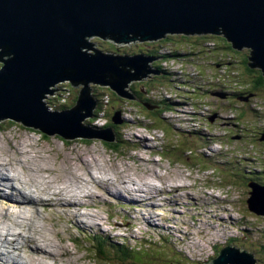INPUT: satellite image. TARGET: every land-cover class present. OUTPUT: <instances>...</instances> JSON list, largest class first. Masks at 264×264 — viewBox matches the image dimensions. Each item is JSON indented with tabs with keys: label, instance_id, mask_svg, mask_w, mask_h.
Wrapping results in <instances>:
<instances>
[{
	"label": "rangeland",
	"instance_id": "1",
	"mask_svg": "<svg viewBox=\"0 0 264 264\" xmlns=\"http://www.w3.org/2000/svg\"><path fill=\"white\" fill-rule=\"evenodd\" d=\"M215 36L207 38L204 45L188 43L184 47L187 52L180 57L183 62L160 59L158 64L151 65L152 61L148 62L147 65L151 69H165L172 76L169 77V82L166 80V88L158 85L163 84L157 82L159 78H155L151 87L147 84L148 80L151 82L153 77L160 76L159 74L147 73L142 80L130 82L128 88L131 94H134L135 100L118 97L107 86L89 84L92 88L91 93L96 98H101L102 92L106 93L105 98H107L103 100L101 110L98 112L103 119L94 123H97V126L102 125L104 117L107 114L110 116L115 109V112H119L120 121L112 127L115 138L116 136L120 138L121 126L124 122L126 124V121H132L133 126L123 131L124 133L128 131L125 137L130 135L131 141L134 138L137 140L140 137L145 138V143L136 145L134 149L132 145L124 144L120 139L112 147L108 143L114 142H105L99 138L76 137L62 142L57 134L43 136L38 130L25 127L19 122L10 119L1 120L0 158L9 157L18 160L24 157L11 149V145L30 150L32 154L37 155L39 161L36 163L48 162L44 166H48L51 170L42 175L47 177V181L53 182V186H61L64 189L62 191L66 195L64 202L77 195L80 196L79 193L77 194L78 185L86 186L91 195L90 199L84 200L85 206L89 207L88 209L98 218H102L105 225L101 222L100 226L94 225L96 228L86 229L80 226L73 228L64 214L66 211L71 212V206L61 207L58 211L54 205L52 209L50 208L52 205L41 208V202L16 207L3 206L0 203V207L3 208L2 214L5 213V208L9 212L21 210L27 211L26 213H30L31 208L34 210L37 208L36 213L33 214L34 221L48 224L47 228L57 230L60 235L55 238L59 241L58 244L63 252L64 261L60 260V264H96L92 253L93 246L87 239L92 241L96 234L100 238L108 239L102 236H109L104 229L111 231L109 237L113 238L112 240L124 241L128 246L152 243L149 247H142L144 250L147 249V252L140 250L139 254L132 255L135 263L131 260L120 261L119 258H113L110 259V264H152L153 260L156 261L155 252L164 248L170 250L171 263L167 256H162L163 262L155 264H206L215 256L216 250L221 249L228 242L241 249L248 250L249 247L255 256H262L264 259V250L259 251L257 244L259 241L264 242L263 216L256 215L247 208L246 199L249 196L247 185L243 182H240L241 185L236 184L235 181L233 183L230 181V184L227 182L229 174L232 176L236 174L231 169L235 167L234 162H231L234 160L243 162L244 169L249 170L250 176L258 177L259 181L264 182V88L255 98H250L251 104L242 99L236 102L231 98L230 91L239 90L243 86L238 79H249L253 74L246 70L244 64V59L249 62L248 50L242 49L239 52L236 50L234 52L231 48L222 51L211 50L209 46L218 47L221 42L222 35ZM88 41L93 49L103 52L114 51L119 54L130 52V55L144 54L142 51H136L144 44L142 42H156L136 40L117 44L94 36ZM205 46L210 50L206 51ZM169 47L170 45H163L159 52L168 53ZM86 52L92 50L88 49ZM219 61L223 63L219 64ZM178 79H181L180 82H177ZM66 81H60L61 84L59 82L54 86L55 92L50 97L52 101L47 99L45 93L44 101L50 107L48 109H54L53 107L63 103L71 107L76 105L80 92L77 89L84 86L74 88L68 80ZM57 87L62 90H57ZM144 89L151 90L147 93ZM149 100L162 104L161 108L148 110L142 103H151ZM231 104L233 107L235 105L239 107L235 109ZM154 112H159V118ZM88 118L90 117H86L82 123L94 126L87 121ZM208 119L212 121L206 125ZM186 145L195 146L192 153H189ZM82 161H87L89 166L86 167ZM14 165V169L20 168L18 171L22 173L24 169L16 162ZM88 168L93 175L99 176L98 173H103V176L112 178V181L106 180V182L104 179L97 183L91 180ZM70 172L79 176L73 177ZM81 177L86 178L88 182L83 181ZM128 177L134 181L132 184L130 182L127 184L133 186L135 192L140 193L138 196L132 195L135 199H131L129 195L127 198L126 192H122L126 186L121 185V182L123 180L126 182ZM64 181L69 186H66ZM102 183H107L105 191ZM152 183L156 188L150 187ZM95 184L102 187L101 193L96 192L98 188ZM15 185L17 188V183ZM18 185L21 188L20 182ZM40 186L49 188L48 185ZM174 187H179V192L173 194L178 196V201H175L172 195L169 198L170 193L175 192ZM37 189L38 196L40 194L41 197H48V193L45 194ZM119 189L122 197H119L121 196L119 193L116 194ZM52 190L57 189L52 188ZM143 190H155L158 191V195L153 198L151 196L153 194L155 196V192L145 193ZM12 191L14 194L18 192L17 189ZM0 194L6 196L4 191ZM52 198L53 201L56 199L55 196ZM81 200L83 197H77L76 202ZM126 202L134 207L130 209L123 207ZM54 203L56 205L58 201ZM37 211L40 216L36 215ZM157 211L161 213L159 216L161 219L154 217ZM10 217L0 215V225L8 222V226L7 224L6 227L0 226V232L5 234L3 238L11 231L19 232L16 225L11 224L13 217ZM147 217L151 221L150 226ZM73 220L75 221V218ZM90 220H93V216L87 218L88 222ZM161 221V225H158L157 222ZM65 225L69 227L68 230ZM82 235L87 237L83 238ZM75 237L81 241L74 239ZM162 239L163 243H159L158 241ZM153 246L162 248L154 252L151 248ZM0 248L10 249V246L3 242ZM55 248L59 253L58 245ZM9 254L15 255L12 252ZM22 257H25V254L20 252L19 259ZM108 257L112 258L114 255Z\"/></svg>",
	"mask_w": 264,
	"mask_h": 264
},
{
	"label": "water",
	"instance_id": "2",
	"mask_svg": "<svg viewBox=\"0 0 264 264\" xmlns=\"http://www.w3.org/2000/svg\"><path fill=\"white\" fill-rule=\"evenodd\" d=\"M173 34L222 35L233 49L247 48L248 66L264 76V0H0V121L65 140L113 142V125L93 130L82 123L95 109L89 84L135 100L128 85L158 74L147 65L155 58L103 52L88 39L126 44ZM64 80L84 86L76 105L48 109L45 93L52 95ZM142 104L148 110L162 106ZM113 123H120L118 116ZM247 186V208L264 219V184ZM255 263L253 253L228 243L206 264Z\"/></svg>",
	"mask_w": 264,
	"mask_h": 264
},
{
	"label": "bare ground",
	"instance_id": "3",
	"mask_svg": "<svg viewBox=\"0 0 264 264\" xmlns=\"http://www.w3.org/2000/svg\"><path fill=\"white\" fill-rule=\"evenodd\" d=\"M135 44H136V42H135ZM63 82H66V81H63ZM60 84H61V82H60ZM78 86H81V85H78ZM74 88H77V87H74ZM79 88H81V87H79ZM220 88H222V87L220 86ZM57 90H59L58 87H57ZM215 90H217V88ZM53 92H55V91H53ZM170 95H172V94H170ZM46 96H47V99L49 100V98L52 95L47 94ZM151 96L153 97L154 95H151ZM175 100H173V101H175ZM95 117L96 116H94V114H93V118L94 119L92 121V124H94V127H92V129L93 130H100L101 128H99L97 126V123H94V122H98L99 119H103V118H101L99 115H97L96 118ZM107 118H108L107 116L104 117V122L102 123V125H105L107 123ZM88 119H90V118H88ZM224 122H226V121H224ZM123 124L121 126V131L119 132V137L120 138H118L116 136L114 141L117 140V139L118 140L120 139V140H122L121 141L122 143H124V144L129 143L130 146L132 145L133 149H134V147L136 145L145 143V138H142V137L138 138V140L134 138V139H132V141H131V136L130 135H128V137H125V134H128V131L125 132V133L123 131L125 129L127 130L128 128H132L133 122L132 121H130V122L126 121V124H125V122ZM224 126H226V125H224ZM136 128H138V127H136ZM136 136H139V135H136ZM105 142H107V141H105ZM10 148L14 149L16 151V153H18L21 157H23V156L24 157L22 159H18V160L9 159V157L0 158V192L4 191L6 193V196H3V195L0 194V203L3 206L4 205H10V206H15L16 207V206H22L24 204L34 205V203L37 204L38 202H41V205H40V206H42L41 208H45L44 206H51L52 205L50 208L52 209V207L56 206L57 207L56 209L58 211H60L61 207L71 206L72 207L70 209L71 212L66 211V213H64V214L68 217V220H69V222H70V224L72 225L73 228H76V227L80 226L82 228L91 229V228H96L94 225L100 226L101 222L104 225L106 224L105 221L102 220V218H98L95 213L91 212L88 209L89 207L85 206L86 203L84 202V200H87V198H89V196L91 195L90 191L86 188V186H81V185L77 186V188L79 189L77 191V194L79 193L80 196H78L77 194L76 195H77V197H83V200H81L79 202H76L77 197H75V198L69 199L68 202H64L63 200H64V198H66V195H64V193H62V191L64 189L61 186L60 187L59 186H57V187L53 186L52 185L53 182L47 181L46 180L47 177L42 175L43 173H48L51 170V168H49L48 166H44L48 162L41 161L40 164L36 163L37 161H39L37 159V155L36 154H32L30 152V150H28L26 148H23V147L22 148H16L14 145H13V147L11 145ZM0 155H1V152H0ZM15 162L17 164H19L20 167H22L24 169L22 171V173H20L18 171L20 168H18V170L14 169V166H15L14 163ZM82 163L84 165H86V167L89 166L88 165L89 163L87 164V161H82ZM89 168H88V175H90L91 180L93 179L97 183L102 182L104 179H105V181L106 180L112 181V178L106 177V175L103 176V173H98L99 176L98 175H93V173L89 170ZM71 174L73 175V177L74 176H79L78 174H75V173H71ZM81 179L83 181L88 182V180L86 178H82L81 177ZM73 180H74V178H73ZM18 181L20 182L21 188L18 185V183H19ZM133 181H134L133 179L128 177V180L126 182H124V180L121 182V185L126 186L125 189H122V192L123 193L126 192L125 193L126 197H127V195H129V197L131 196V199H135V197L132 196V195H137L138 196L140 194L138 192H135V189L133 188V186L127 184L128 182H130L132 184ZM11 182H15V183L11 184ZM68 182H69V180H68ZM70 182H74V181L70 180ZM113 182H114V180H113ZM16 183H17V188H16V185H15ZM64 184L66 186H69L67 184V182H65V181H64ZM40 185H48L49 188L41 187ZM33 187H36V188L40 189V191L44 192L45 194L48 193L47 194L48 197H41L40 194L38 196V194L36 192V188L33 189ZM96 187L98 188V190L96 192H100L101 193L102 192V187H104V191L107 189L106 188L107 187V183H102V187L97 184ZM150 187H155L156 188V185L152 183V186H150ZM52 188H56L57 190L53 191ZM74 188H76V187H74ZM121 188H123V187L121 186ZM14 189L18 190L17 194L16 193L14 194V192L12 191ZM178 189H179V187H174V191L175 192H173V193L167 192V193H170L169 198L172 195V198L175 199V201L176 200L178 201V196L177 195H173L174 193H178L179 192ZM120 190L121 189H119L116 194L119 193L121 195L119 197H122L123 195H122ZM143 191H145V190H143ZM152 192H155V196L153 194L151 197L154 198V197H156L158 195L157 194L158 191H155V190H147V191H145V193H152ZM127 193H129V194H127ZM52 196L56 197V199L54 201H53ZM129 197H127V198H129ZM151 197H149V198H151ZM146 198H147V196H146ZM58 199H60L61 201L58 200ZM55 201H58V203L56 205L54 203ZM129 206L130 207H134V205H132V204H130ZM27 207H28V205H27ZM74 207L76 209H74ZM28 209H30V208H28ZM73 209L75 210V212L73 211ZM134 209H136V208H134ZM35 210H37V208H35ZM35 210L31 208V212L30 213H32L33 211L34 212L32 214H30V213H26L27 211L24 212V211H21V210L20 211H15V212H9L5 208V211H4L5 213L2 214L3 213V208L0 207V215L1 216L4 215V217H8V216L13 217L12 218L13 223L11 222V224L12 225L15 224L16 227L19 229V232L11 231L10 233H6L7 234V236H6L7 238L6 237L3 238L2 236H4L5 234L3 235L0 232V246L2 245L3 242L10 246V249L0 248V264H60V262H59L60 260L64 261V259L62 258L63 252L61 251V246L58 244L59 241L57 239H55L58 236L60 237L59 233L57 232V230H53L50 227L47 228L48 224H45L44 222H41V221L40 222H35L34 221V216H33V214L36 213ZM223 210H224V208H223ZM72 211L74 213H72ZM177 211H179V210H177ZM39 214H40L39 211H37L36 215H39ZM160 214L161 213L159 211H157V215L154 216V217L160 218L159 217ZM89 216H93V220L94 221L90 220V222H88L87 218H89ZM73 218H75V221L73 220ZM147 219H148V223H149L148 225L150 226L151 225V221L149 220V217H147ZM156 220L159 221V219H156ZM162 221H163V219H162ZM162 221L161 222H157L158 225H161ZM6 224L0 225V226L1 227H6V226H8V224L7 225ZM65 228L67 230L69 229V227L67 225H65ZM104 232H106L109 236H111V234H110L111 231L110 230L104 229ZM102 236L104 238L108 237V239L110 238V240L113 239V238H111L109 236H106V235H102ZM74 239L80 240L78 237L77 238L75 237ZM57 245H58V248H59V253H58V250L55 248ZM18 250H21V251H18ZM11 252L14 253L15 255H10L9 253H11ZM20 252H23L25 254V257H22V258L19 259ZM55 256H56V258H54Z\"/></svg>",
	"mask_w": 264,
	"mask_h": 264
},
{
	"label": "trees",
	"instance_id": "4",
	"mask_svg": "<svg viewBox=\"0 0 264 264\" xmlns=\"http://www.w3.org/2000/svg\"><path fill=\"white\" fill-rule=\"evenodd\" d=\"M212 36L213 37H216L215 35H210V34H208V35H188V36L187 35H183V34L167 35L166 37H164V38H162V39H160V40H158L156 42H142L144 44L141 45V48L138 49V50H136V51H142L144 54L148 55L152 59L153 58H155V59L158 58L159 59L161 57L160 60H165V61H168V60L169 61H178V60L172 59V58H180L181 56H183L184 55L183 53L184 52H187V49H184V47L187 46L188 43H191V44H198V43H200V44L204 45L205 40L207 38H213ZM217 37H219V36H217ZM220 38H221L220 45H218V47H216V45L209 46V48H211V50L222 51V50H228L226 48H231V46L226 41V39H224L222 36H220ZM166 44L167 45H170V47H169L170 51L168 53H160L159 52L160 47L163 46V45H166ZM205 48H206L205 49L206 51H209L210 50V49H207L208 46H205ZM129 53L130 52H127L126 54H129ZM155 59L153 60L154 62L153 61L151 62V65L157 64L158 61L156 62ZM222 63L223 62L219 61V64H222ZM244 64L246 65V67H245L246 70L249 71V72H251V73H253V74H252V76L249 79H243V78L240 77L241 79H238V80H240L243 83V86L241 88H239V90L230 91L229 94H230L231 98H233L236 102L238 100H241L242 99L245 102H248V104H251V99L250 98H252V97L255 98V96L258 95L260 93V91H262L261 89L264 88V77L261 75L260 72L259 73L254 72L248 66V63H247V60L246 59H244ZM159 71L160 72L162 71L161 72V75L162 76H156L155 75L153 77V79L151 80V82H150V80H148L147 84H149V86L151 87V85H154V82H155L154 80H156L155 78H159L157 82H161L163 84L162 85L158 84V85L161 86V87H165L166 88V85H167L166 84V80H168L167 82H169L170 81V78L169 77H171L172 75H170L168 73V71L165 70V69H160ZM164 74H166V75H164ZM180 80L181 79H178L177 82H180ZM217 84H222V83L221 82H219V83L217 82ZM61 89L62 88H59V90H61ZM77 90L79 91V88ZM150 90L151 89H148V90L145 89V91L147 93ZM113 93L116 96L119 97V95H117L115 92H113ZM263 94H264V91H263ZM105 96H106V93L102 92L101 98H96L95 97V99H94L95 100V109L93 110V114L96 117L99 114L98 112L101 110V106H102L103 100L104 99L107 100V98H105ZM150 99H152V98H150ZM49 100L52 101V98H49ZM150 102H151V104L153 106L159 105V103H155V102H152V101H150ZM232 104H234V103H232ZM232 104H231V106L233 107ZM65 107L71 108V106H68L66 103L59 104L58 106H55L53 108H65ZM238 107L239 106H236L235 105L233 108L237 109ZM114 110L110 114V116H109V114H107L108 118H107V123L105 124L106 126H108V125L109 126L114 125L113 118H116L118 116V113H119L118 111L115 112ZM158 113L159 112H154V115L158 116V118H159ZM93 119L91 121H90V119H88L87 121L92 123ZM210 123H211V120H209V119L205 122L206 125H209ZM105 125H98V127L99 126H102L101 128H105L106 127ZM89 126H91V125H89ZM91 127H94V126H91ZM43 136H45V135L43 134ZM260 136H261V133H260L259 137ZM61 141L62 142H66L67 140H65V139H63L61 137ZM120 141H122V140H120ZM113 142L114 143H108V145L110 147H112L114 144H116L117 142H119V140L117 139V140H115ZM186 148L189 151V153H192L193 152V149L195 148V146L186 145ZM231 162H234L233 165L235 166L234 168H231V169H233L232 172H235L236 174L233 175V176L229 174V178L227 180L228 184H230L231 182L233 183L235 181L236 184L238 183V184L241 185L242 183H240V182H243L244 185H247V183L250 180H253L252 179L253 176L252 175L250 176L249 170H245L244 169L245 168V165H243V162H240L238 160L237 161L234 160V161H231ZM217 171H220V170H217ZM94 236L95 237L93 238L92 241L89 238L87 239V241L93 246L92 253L94 255V260H95L96 264H110L111 263L110 262V259H113V258H119L120 261L121 260H131L133 263H135L136 261H134L132 255H134L135 253L136 254H139L140 253V250H142L144 252H147L148 250L147 249L144 250V249H142V247H149L152 244L151 242H147V243H144V244H140L138 246H128V244H125L124 241L123 242H117L116 240H110V239H107V238L106 239H103V238H100V236L98 234H96ZM86 237H87L86 235L83 236V238H86ZM158 242L159 243H161V242L163 243V239L161 241H158ZM257 244H258L259 251L262 252L264 250V242L263 241H259V242H257ZM151 248H152V251L155 252L156 249H161L162 247L161 246H159V247L153 246ZM247 248H248V250L251 253H253L251 248H249V247H247ZM169 252H170V250L168 251L165 248L162 249V250H160V251H156L155 252L156 255H157L156 256V261L153 260L152 264H155L156 262H163V257L164 256H167L168 257V261H170L169 263H171V260H170L171 257L169 256ZM217 252H218V250H216L215 256H217ZM109 255H114V257L110 258V257H108ZM253 255H254V253H253ZM151 256H153L152 253H151ZM254 257H255V259L257 261L256 264H263L264 263V259H263L262 256H258L257 257V256L254 255Z\"/></svg>",
	"mask_w": 264,
	"mask_h": 264
},
{
	"label": "flooded vegetation",
	"instance_id": "5",
	"mask_svg": "<svg viewBox=\"0 0 264 264\" xmlns=\"http://www.w3.org/2000/svg\"><path fill=\"white\" fill-rule=\"evenodd\" d=\"M230 45V44H229ZM231 46V45H230ZM231 49L235 52V50H236V52H239L240 50H244V51H247L248 49H246V48H242V49H240V50H238V49H233L232 47H231ZM248 52V55L247 56H249V50L247 51ZM161 58V57H160ZM159 58V59H160ZM247 58V57H246ZM159 59L157 58V59H155V61L157 62H159ZM154 62V61H153ZM158 62H157V64H158ZM247 63H249V62H247ZM254 72H257V73H261V75L263 76V74H262V72L260 71V69L259 68H256V67H253V68H251ZM162 72V71H161ZM161 72L159 71V70H157V72L156 73H158L160 76H162L161 75ZM164 75H166V74H164ZM264 77V76H263ZM133 96H134V94H133ZM120 97V96H119ZM255 178V179H254ZM252 179L253 180H250L249 182H257V183H260V184H264V182H262V181H259L258 180V177H252ZM248 182V183H249ZM247 183V184H248ZM248 187V186H247ZM247 192H249V187H248V191Z\"/></svg>",
	"mask_w": 264,
	"mask_h": 264
},
{
	"label": "clouds",
	"instance_id": "6",
	"mask_svg": "<svg viewBox=\"0 0 264 264\" xmlns=\"http://www.w3.org/2000/svg\"><path fill=\"white\" fill-rule=\"evenodd\" d=\"M165 57V56H164ZM172 59H176V60H178V61H183L181 58H172Z\"/></svg>",
	"mask_w": 264,
	"mask_h": 264
}]
</instances>
